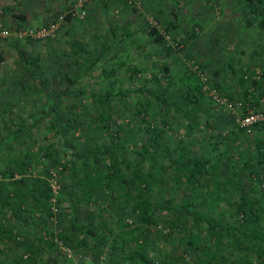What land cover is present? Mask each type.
Listing matches in <instances>:
<instances>
[{
  "label": "trees",
  "instance_id": "trees-1",
  "mask_svg": "<svg viewBox=\"0 0 264 264\" xmlns=\"http://www.w3.org/2000/svg\"><path fill=\"white\" fill-rule=\"evenodd\" d=\"M74 15L72 10L68 11L63 19L66 23L73 22ZM260 25L264 29V21ZM175 28L170 20L165 30L169 32ZM185 35L175 43L176 46L185 45L197 36V32L193 28ZM146 36L166 54L172 52L173 47L155 25L146 28ZM105 49L108 47L104 45L102 50ZM21 58L22 77L37 78L38 56L27 57L21 53ZM117 64L125 68L130 80L142 73L133 65ZM193 64L203 73L207 67V64ZM116 71V67L103 69L107 80L104 92L92 95L98 111L94 119L97 123L112 121L113 87L118 80ZM161 72L160 76L153 75L155 82L165 80L166 87L177 80L180 82L178 87L182 92L177 101L172 103L165 94L148 89L150 96L166 105L162 111L155 110L150 102L142 101L140 97L147 85H138L139 98L130 121L116 125L120 132L117 136L129 139L121 144L95 146L82 154L66 148L57 156L61 168L72 172L77 179L73 187L68 188V197L62 192L57 196L56 202L62 205L59 207L55 202L61 220L57 240L73 256L81 251L92 255L89 264H96L103 254L107 264H245L254 257L264 259L263 207L252 192L248 195L243 181L246 177L251 182L256 180L259 188L263 185L264 139L253 138L254 153L248 155L252 150L249 148L250 151L232 156L225 171L221 167L224 163L218 141H206L213 142L209 153L197 154L181 137L175 145L167 132L177 126L179 119L187 121L191 115L199 113V102L206 98L207 92L193 71L184 69L183 75L177 78L169 65H165ZM255 74L246 69L240 73L239 81L247 87L260 88L263 73L259 78H255ZM65 78L69 83L75 80L69 74ZM212 85L221 88L219 83ZM242 108L244 112L247 109L244 104ZM41 114L46 115L47 110L41 108ZM40 116L31 115L30 128L39 124ZM56 124L54 120L50 140L53 142L60 136ZM197 125L194 121L188 123V133ZM27 126L26 123L19 124L0 139V173L7 179L0 181V264H77L72 259L59 261L56 238L51 234L49 239L43 237L37 230L53 215V194L44 176L48 173L43 159L45 150L38 153L30 148L26 151L11 148V142L16 138L26 137ZM109 126L106 128L111 129ZM256 126L259 128L264 124ZM139 132L148 139L147 145L135 142ZM60 139L63 140L61 136ZM4 151L10 153L4 156ZM29 166L37 170L39 176L29 179ZM105 190L109 194L104 203L92 208L91 203ZM159 222L164 235H161V229L152 233V228ZM113 226L117 231L112 230ZM193 251L197 253L191 259L189 255Z\"/></svg>",
  "mask_w": 264,
  "mask_h": 264
},
{
  "label": "rangeland",
  "instance_id": "rangeland-1",
  "mask_svg": "<svg viewBox=\"0 0 264 264\" xmlns=\"http://www.w3.org/2000/svg\"><path fill=\"white\" fill-rule=\"evenodd\" d=\"M76 3L77 0H29V3L24 4L27 17L23 19L17 16L12 20L8 16L6 20L5 15L10 13L0 6V22L11 31L19 27L38 28L63 17L71 10L75 14L73 22L66 23L64 17L60 19L53 35L44 40L30 43L9 37L0 42V139L15 130L17 125H28L26 137L16 138L11 142V148L22 151L30 148L38 153H41V149L42 152L45 150L46 156L43 159L47 163L48 173L44 176L49 179L51 174H55L59 184L55 202L61 192L68 197V188H72L74 180H77L72 172L61 168L57 158L59 153L62 154L67 148L82 154L95 146L121 144L129 139L127 136H117L120 132L116 125L130 121L139 98L136 91L138 85H147L140 97L142 101L150 102L155 110L162 111L166 105L150 96L148 89L165 94L172 103L180 98L182 91L178 87V80L169 87H166L165 80H153V75L160 76L161 68L165 65H169L178 78L183 75L184 69L193 71V63L207 64L204 70L205 82L193 71L203 86L219 83L221 88L218 90L221 93L229 94L246 108L264 109V87H245L246 83L244 87H229L230 82L235 79L239 81L242 71H255L258 65L253 64L257 54L264 55V29L260 25L264 21V0H88L82 9L75 8ZM82 10L85 14L81 18ZM170 20L176 28L167 32L165 28ZM149 25H155L173 47L170 54H166L146 36ZM193 28L197 36L189 39L185 45L176 46L175 43L186 36L185 32ZM104 45L108 49L102 50ZM21 53L27 57L33 54L38 56L39 80L31 76L22 77ZM118 62L133 65L141 69L142 73L137 74L138 78L130 80L125 68L118 65ZM262 62L259 67H264ZM111 67H116L115 77L118 78L113 87L115 97L111 102L112 121L97 123L94 119L98 111L92 95L104 92L107 80L102 71ZM66 74L71 75L74 82L69 83ZM51 107L54 110H49ZM41 108L47 110L46 115L41 114ZM199 108L200 114L191 115L187 121L179 119L177 126L167 134L175 145L179 143L180 137L185 138L197 154L212 151L213 142L209 144L207 140L218 141L224 171L232 162V156L241 151L242 154L246 150L250 151L249 148L252 150L248 155L254 153L256 149L253 138L257 134L264 137V126L258 128L256 124L249 133L239 127L238 121L244 114L242 106L227 110L214 104L207 95L199 102ZM171 113L174 114V111L171 110ZM33 114L42 116L39 124L30 128V117ZM54 120L57 121L56 129L62 141L60 136L57 141H50ZM191 121L198 125L188 133V123ZM108 126L111 129H107ZM137 136L136 143L147 145L148 139L141 132ZM7 153L10 152L4 151L3 155L7 156ZM100 157L106 156L100 154ZM78 162L81 163V160ZM36 171L29 166L27 177L32 179L39 176ZM3 180L7 179L0 173V181ZM243 181L248 195L252 192L255 198L261 200V225L264 227V183L259 188L256 180L251 182L245 177ZM107 194L109 191L101 192L91 207L104 203ZM74 196L77 198V194ZM55 202V207L56 203L59 207L62 205ZM62 202L65 200L62 199ZM52 214L37 230H40L43 237L51 234L56 238L58 260L72 259L77 264H89L93 256L86 251L79 252L77 256L70 252L67 256L59 249L56 232L61 228V220L57 209H52ZM161 225L159 222L153 227L152 233L161 229V235H164ZM112 230L117 231V228L113 226ZM196 253L193 251L189 255L191 259ZM100 263L107 264L104 254L96 262ZM263 263L264 259L258 260L255 257L245 262Z\"/></svg>",
  "mask_w": 264,
  "mask_h": 264
},
{
  "label": "built area",
  "instance_id": "built-area-1",
  "mask_svg": "<svg viewBox=\"0 0 264 264\" xmlns=\"http://www.w3.org/2000/svg\"><path fill=\"white\" fill-rule=\"evenodd\" d=\"M87 1L88 0H77L75 8L79 7L80 9H82L84 6V3ZM84 14H85V11L82 10L80 17L82 18ZM62 18L63 17L60 16L38 28L19 27L17 29H14L13 31L5 27L4 24L0 22V42L9 37H14L17 40H27V39L44 40L47 37H50L53 35V33L56 31L58 27V21ZM192 69L194 73H196L202 79L203 82L206 81L205 74L203 73V71H201L198 68L197 65H194ZM255 78H259V76L255 75ZM203 90L207 92V95L209 96L211 101L219 107L232 111L242 106V104L239 101L230 99L228 96L221 93L218 90V88H216L213 85L211 86L204 85ZM260 123H264V109H258L255 107L247 108L244 114L241 116V118L238 121L239 127L242 128L247 133L251 132L254 125L260 124ZM48 182H49V186L51 187L52 194H53V196L51 197L52 209H56L54 202H55V195H56L59 184H58V180L55 178V174H53V176L52 174L50 175ZM128 222L131 223V219H128ZM58 242L60 243L59 249L61 248L63 253L66 254L67 256L70 255V250L66 246H64L61 241H58ZM228 264H235V263H228Z\"/></svg>",
  "mask_w": 264,
  "mask_h": 264
},
{
  "label": "crops",
  "instance_id": "crops-1",
  "mask_svg": "<svg viewBox=\"0 0 264 264\" xmlns=\"http://www.w3.org/2000/svg\"><path fill=\"white\" fill-rule=\"evenodd\" d=\"M29 3V0H0V6L3 7L4 11L5 12H8L9 11V15H5L6 17V20L8 17H11L10 20L12 19H15L17 16H19L20 18H26L27 15H26V12H25V8L26 6L24 4H26V2ZM35 2V1H34ZM30 3H33V1H30ZM20 8V10H19ZM13 13H14V17H13ZM8 16V17H7ZM261 54V53H260ZM260 54H257L256 58L257 60L254 62L253 65H258V67H255V72L257 76L260 77V74L263 73V76H262V84H260L259 87H264V67H259V63H262V61H264V55H260ZM258 63V64H257ZM231 86L229 87H244V83H241L240 81H238L237 79L234 80V82H230ZM243 85V86H241ZM247 87V85L245 86ZM254 87V86H253ZM260 135L257 134L256 138L257 139H264V137H259Z\"/></svg>",
  "mask_w": 264,
  "mask_h": 264
}]
</instances>
